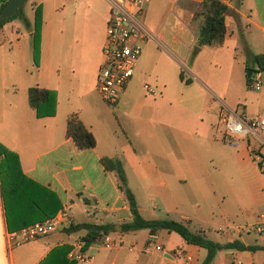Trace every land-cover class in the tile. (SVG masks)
I'll use <instances>...</instances> for the list:
<instances>
[{"label":"crops","instance_id":"0c3cea01","mask_svg":"<svg viewBox=\"0 0 264 264\" xmlns=\"http://www.w3.org/2000/svg\"><path fill=\"white\" fill-rule=\"evenodd\" d=\"M201 1L149 0L142 21L158 38L143 42L131 77L118 100L109 106L96 91L108 0H32V19L25 16L30 24L34 6L42 7L39 64L32 59L30 25V38L25 32L15 36L17 46L27 39L28 59L26 56L20 64L10 54L12 49L0 58L8 65L0 79V142L18 156L17 163L5 160L0 172V264H68L73 259L68 251L83 245L80 235L85 229L67 231L64 227L78 221L113 226L99 241L82 247L94 251L90 261L73 259L74 264H142L145 260L147 264H174L176 260L177 264H201L206 249L176 233V241L163 240L162 247L156 248L151 244L156 233L152 235L148 229L144 247L132 251V236L138 229L120 230V223L130 220L131 212L115 170L101 161L103 156L121 159L127 185L133 191L130 174L149 179L175 167L168 151L173 147L181 172L177 179L202 186L208 181L197 169L195 156L183 150L184 137L209 132L216 139H225L220 123L222 103L254 118L264 112V70L260 71L259 88L251 87L246 75L247 67L256 69L248 61L250 56L264 52V0H222L230 10L225 15V38L218 46L198 44L200 20L193 15ZM19 29L13 19L0 26V49ZM45 43L52 70L47 75L41 73ZM186 60L188 71L182 65ZM144 82L155 86L157 92L145 91ZM34 84L56 90L54 114L36 115L27 95ZM71 112L93 132V146L78 147L66 136ZM261 136V141L249 135L228 145L226 139L222 143L234 152L239 169L245 157L258 164L259 176L250 185L252 204L246 206L247 201H242V208L256 217L264 213V128ZM160 183L167 182L163 179ZM52 215H61L54 230L8 247L7 230ZM249 229L253 228L239 225L230 230L237 231V238L245 244L264 245V232L253 229L251 236ZM112 231L117 232L116 237L111 236ZM174 232L167 230V234ZM222 236L216 240L235 238L227 231ZM107 241L111 242L108 247L104 245ZM176 246L188 250L191 259L176 257ZM235 257L244 264H264V249L222 248L209 264H231Z\"/></svg>","mask_w":264,"mask_h":264},{"label":"rangeland","instance_id":"374dc122","mask_svg":"<svg viewBox=\"0 0 264 264\" xmlns=\"http://www.w3.org/2000/svg\"><path fill=\"white\" fill-rule=\"evenodd\" d=\"M20 7L24 15H28L31 20L33 14L32 0H26ZM12 19L13 23L19 24L20 29L11 35L10 39H6L4 47L0 49V58L1 55L9 53V50L12 49L10 54L15 56L20 64H23L26 56L28 59L29 55H31L27 46L28 42L26 43L27 39L23 38L19 41L20 45L17 46V38L15 36H22L23 32H25L26 37L30 38L27 33L28 25L19 15L14 16ZM43 52L41 73L47 75L51 70V62L49 47L46 43ZM182 65L184 70L188 71L189 62L186 60ZM7 69L8 65H3L0 59L1 80L2 72L7 71ZM96 91L98 92L97 87ZM101 99L104 100L102 97ZM109 106H112V103H109ZM222 134L226 140L221 137L216 139L209 132L189 134L184 137L183 142L186 147L183 150L195 156L193 158L198 163L197 169L205 174V178L208 181L205 185L201 186L198 183H194V180H192L194 182H183L177 179L176 175L178 173L181 174V172L178 167L179 159L174 155L173 147H169L168 151L175 167L162 170V175L149 178L151 180L142 175H129L130 184L136 195V201L142 216L150 219L170 217L182 220L191 229L204 228L209 237L218 240L224 238L222 236L223 231H227L228 236L239 237L237 231L232 232L230 230L231 227L236 228L239 225L251 227L257 217L253 212L251 213L242 208V201H247L246 206L252 204L250 185L259 176L258 164L256 160L253 162L250 158L245 157L242 162L243 167L239 169L237 159L233 156L234 152H231L229 146L222 144L223 140L228 145L232 140L238 139H231L226 136L223 133V127ZM212 166L213 168H211ZM176 167L179 169L175 170ZM163 179L167 182L165 185L160 183ZM206 185L207 187H205ZM249 232H251V236L255 233L253 229H249ZM135 233L132 236V240L134 239L132 241L134 243L132 251L134 252L137 248L139 250L140 247H144L149 235L146 227L139 228ZM175 233L178 234L177 232L167 234L165 228H159L154 237L151 238L152 247L156 243L163 245V240L167 243H173L177 240ZM116 235V231L111 232V236L116 237ZM147 263L149 261L145 260L142 264Z\"/></svg>","mask_w":264,"mask_h":264},{"label":"trees","instance_id":"16d2710c","mask_svg":"<svg viewBox=\"0 0 264 264\" xmlns=\"http://www.w3.org/2000/svg\"><path fill=\"white\" fill-rule=\"evenodd\" d=\"M7 0H0V8ZM228 5L222 0H202L195 10L193 18H199V27L197 30L198 44H207L211 46L221 45L224 41L227 24L225 15L229 11ZM19 15L25 20L27 25L31 27V46L32 59L35 65L39 64L40 58V40L42 28V7L40 4L34 6V17L32 24L25 17L21 7L13 14L0 18V26L7 20ZM256 66L257 70H264V52L253 53L249 60ZM182 76V73H180ZM247 81H251V77H247ZM28 102L35 109L37 116L52 115L55 113L57 95L56 90L37 84L30 85L27 90ZM66 136H70L76 146L90 147L96 142L93 132L82 122L76 112L68 114L66 119ZM17 153L3 143L0 142V172L3 162L12 161L17 163ZM103 165L108 169H113L118 178V184L124 191L128 206L131 212V219L120 223V230H133L139 228H148L150 234L154 235L159 228H165L168 231H175L188 243L198 244L206 249V255L201 264H209L214 258L217 250L222 248H238V249H264L261 244H245L240 239L234 238L230 241L220 242L208 236L205 229H191L182 220L170 217L165 218H145L139 211L138 203L132 189L127 185L126 174L121 159L118 157L103 156L101 158ZM260 160H258L259 162ZM6 166V165H5ZM112 223H95L91 221L71 222L64 227L67 231H73L84 228L85 232L80 235L83 240L82 247L85 248L92 241H99L103 234L106 233ZM75 260L68 261V264H74Z\"/></svg>","mask_w":264,"mask_h":264},{"label":"built area","instance_id":"2783aa9c","mask_svg":"<svg viewBox=\"0 0 264 264\" xmlns=\"http://www.w3.org/2000/svg\"><path fill=\"white\" fill-rule=\"evenodd\" d=\"M109 17L106 34L102 45L103 61L97 73V84L101 97L109 103H114L131 77L134 65L139 58L143 42L157 39L158 35L149 30L143 23L142 17L149 0H108ZM260 70L251 72V87L261 86ZM143 88L149 93H156V87L149 82L143 83ZM220 122L223 133L231 139H244L249 135L262 139L264 128V112L257 118L249 116L245 111L238 110L222 103ZM263 140V139H262ZM61 222V215H52L39 221L22 225L14 230L5 232V241L9 246L18 245L24 241L46 234L56 228ZM258 233L264 232V213H260L251 225ZM110 246L111 242L104 243ZM156 248L161 244L156 243ZM176 257L188 261L191 254L181 246L173 249ZM68 255L78 262H88L94 257V251L83 250L82 245L68 251ZM177 260L174 264H177ZM231 264H244L241 258H233Z\"/></svg>","mask_w":264,"mask_h":264},{"label":"water","instance_id":"95a60500","mask_svg":"<svg viewBox=\"0 0 264 264\" xmlns=\"http://www.w3.org/2000/svg\"><path fill=\"white\" fill-rule=\"evenodd\" d=\"M24 2L25 0H7L0 8V18L13 14ZM252 71H254V68L247 67L246 75L251 76ZM116 228H119V226L117 225Z\"/></svg>","mask_w":264,"mask_h":264}]
</instances>
